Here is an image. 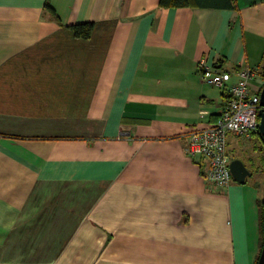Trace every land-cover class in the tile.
<instances>
[{"label":"crops","instance_id":"1","mask_svg":"<svg viewBox=\"0 0 264 264\" xmlns=\"http://www.w3.org/2000/svg\"><path fill=\"white\" fill-rule=\"evenodd\" d=\"M201 59L259 90L264 0H0V264H255L256 135L227 136L244 183L187 152L228 96Z\"/></svg>","mask_w":264,"mask_h":264},{"label":"built area","instance_id":"2","mask_svg":"<svg viewBox=\"0 0 264 264\" xmlns=\"http://www.w3.org/2000/svg\"><path fill=\"white\" fill-rule=\"evenodd\" d=\"M201 81L225 87L228 96L214 121L202 128L187 131V152L200 156L206 163L204 178L218 187H225L232 180L229 170L228 134L249 137L258 130L259 90L250 88L254 69L239 68L237 78L228 82L230 72L198 61Z\"/></svg>","mask_w":264,"mask_h":264},{"label":"trees","instance_id":"3","mask_svg":"<svg viewBox=\"0 0 264 264\" xmlns=\"http://www.w3.org/2000/svg\"><path fill=\"white\" fill-rule=\"evenodd\" d=\"M158 4L161 7L198 6V7L231 8L234 5V0H158ZM45 8L50 12L52 17L58 20L55 10L47 2L45 3ZM93 24L94 23L92 21H84V22L68 24L67 27L71 29L74 36L81 38H88L91 35ZM261 86L262 84L260 85V88ZM258 120H259V115H258ZM253 134L259 137L262 145L264 146V133L261 134L257 130ZM257 206H258L260 231H261V237H260V250H261V246L263 242L264 199L261 198L258 199ZM257 259L255 261V264H257Z\"/></svg>","mask_w":264,"mask_h":264},{"label":"water","instance_id":"4","mask_svg":"<svg viewBox=\"0 0 264 264\" xmlns=\"http://www.w3.org/2000/svg\"><path fill=\"white\" fill-rule=\"evenodd\" d=\"M259 105L260 108L258 110V115H259L258 131L259 133L263 134L264 133V80L259 90ZM229 170L232 178L239 183H244L246 177L250 174V171L247 169V167L239 158H233L229 161ZM257 264H264V218H263V242L257 259Z\"/></svg>","mask_w":264,"mask_h":264},{"label":"rangeland","instance_id":"5","mask_svg":"<svg viewBox=\"0 0 264 264\" xmlns=\"http://www.w3.org/2000/svg\"><path fill=\"white\" fill-rule=\"evenodd\" d=\"M252 144H255V148L257 147L258 149L261 150V152L258 153V155H256L255 160L258 163L257 168L259 169L257 172V182L260 183V187L262 188V193H261V199H264V188L262 186H264V146L262 145L259 137L256 135L254 136V140L251 141ZM246 151H244V147L240 142V148L238 149V152L235 150V152H232L228 149V155L229 157H231L232 159L235 158L237 155H242L243 153H246ZM239 153V154H238ZM261 153V155H259ZM259 156V157H258ZM259 161V162H258Z\"/></svg>","mask_w":264,"mask_h":264}]
</instances>
